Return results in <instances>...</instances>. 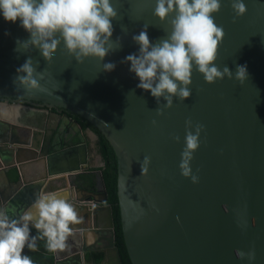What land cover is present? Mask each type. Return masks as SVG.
Segmentation results:
<instances>
[{
    "label": "water",
    "instance_id": "1",
    "mask_svg": "<svg viewBox=\"0 0 264 264\" xmlns=\"http://www.w3.org/2000/svg\"><path fill=\"white\" fill-rule=\"evenodd\" d=\"M111 2L119 13L112 39L115 43L122 37L121 47L104 61L86 58L83 64L63 43L51 64L39 50L19 48L17 41L29 39V33L19 21L8 22L0 13V206L18 215L37 195L50 193L52 182L95 174L83 129L71 117L77 116L115 152L121 226L132 264H264V0H244L247 12L235 22L231 0H221V11L213 14L225 32L216 65L234 74L237 65H246L248 80L240 84L225 77L209 84L194 71L192 96L183 102L174 98L163 115L155 111L158 103L151 92L137 87L130 62L122 61L138 54L132 36L145 25L153 43L166 36L170 25L154 15L155 0ZM29 57L39 61L38 71L47 69L40 81L47 93L28 92L16 80L17 69ZM108 62L115 70L103 71ZM21 110L64 111L74 131H58V144L53 141L43 155L46 137L35 145L40 130L27 126L26 139L19 133L25 127L19 122ZM189 118L205 126L192 161L198 184L183 177L179 168ZM173 134L180 136V143ZM145 156L151 157L146 176L140 167ZM98 174L102 192L71 183L53 191L85 218L73 226L77 231L66 253H54L55 264H88V257L98 255L100 264H123L113 209L102 172ZM89 182L96 188L95 180ZM253 246L254 261L237 258V249L247 252Z\"/></svg>",
    "mask_w": 264,
    "mask_h": 264
},
{
    "label": "clouds",
    "instance_id": "2",
    "mask_svg": "<svg viewBox=\"0 0 264 264\" xmlns=\"http://www.w3.org/2000/svg\"><path fill=\"white\" fill-rule=\"evenodd\" d=\"M231 6L235 14L233 22L247 12L244 0H231ZM221 9V0H155L154 15L161 22L167 21L170 31L155 43L149 38L147 25L132 36L139 52L128 55L122 62H130L129 70L139 79L137 87L150 91L156 98L158 115L173 107L174 98L183 102L192 96L194 71L201 73L209 84L225 77H234L240 84L248 80L246 65H237L235 74L227 66L221 70L216 65L225 32L215 23L213 14ZM0 13L8 22L19 21L29 33V39L17 41L19 48L26 52L32 48L39 50L49 64L61 43L81 64L86 58L104 61L121 47L122 37H117L115 43L112 39L113 21L119 19V13L111 0H0ZM122 31L126 33L127 29ZM115 67L114 63H104L103 71L111 72ZM38 68L39 61L29 57L17 69L16 80L28 92L47 93L48 89L40 83L47 69L38 71ZM162 100L166 103L161 104ZM152 123L155 125L156 121ZM185 125V147L179 168L183 177L198 184L200 178L193 172L192 161L201 146L205 126L190 118ZM172 139L180 143L181 138L173 134ZM150 165L151 157L145 156L140 162L141 175L148 174ZM84 222L78 209L56 192L40 193L18 215L15 209L0 206V264H33L24 250L26 247L36 250L38 240L45 241L49 252L65 251L69 238L77 231L73 226ZM32 228L37 235H32ZM235 254L241 260L256 259L254 246L247 252L237 249Z\"/></svg>",
    "mask_w": 264,
    "mask_h": 264
},
{
    "label": "flooded vegetation",
    "instance_id": "3",
    "mask_svg": "<svg viewBox=\"0 0 264 264\" xmlns=\"http://www.w3.org/2000/svg\"><path fill=\"white\" fill-rule=\"evenodd\" d=\"M33 108H37L39 110H42V108L39 106H33ZM66 115H67V113L64 111L51 110L49 113H45V112H37V111H33V110H21L19 122L22 126L24 125L25 127H23V129L21 131H19V133L24 139H26L30 136V131H29V129H27V126H31V127H34L35 129L40 130L39 133L35 134V140L37 143L35 145L38 147L39 142H41L45 136L47 148H45L42 151V154L47 155L49 153V148H50L51 144L53 143V141H54V144H58V141H59V135H57L58 131L64 132L65 130H68V129H71V131H74L73 125L71 123H66V120H65ZM71 117H73L75 119L74 116H71ZM60 122H64L61 129L59 127ZM87 131H89V130L88 129L85 131L83 130V133L87 139V144H88V142L90 143V140L88 138V134H87L88 132ZM65 142L69 143L70 141L65 140ZM74 143L77 144L78 141H75ZM94 144H95V150L97 152V156H99L104 162L103 156H102L101 151H100V139L97 138ZM88 147H89V145H88ZM57 148H58V146L56 145L55 149H57ZM89 153H90V150H89ZM98 172L99 171H95V173H98ZM92 176H93V181L95 180L97 182V185L95 186L96 188L90 186L89 181H87V180L85 181V180L81 179L80 176H78V177L72 178V180L70 182H68L66 179L54 181L50 184L47 191H50V192L57 191L59 189H63L64 187H66L68 183H71L72 186L76 185V186L86 188L88 190H95L97 192H102L104 190V188L101 185V178H100L99 174H93ZM87 182H89V183H87ZM61 253L65 254L66 250L62 251ZM53 255H54V253H53ZM99 259H100V257L98 255L95 257V259H93V257H88L87 261H88V264H100V261H98Z\"/></svg>",
    "mask_w": 264,
    "mask_h": 264
},
{
    "label": "trees",
    "instance_id": "4",
    "mask_svg": "<svg viewBox=\"0 0 264 264\" xmlns=\"http://www.w3.org/2000/svg\"><path fill=\"white\" fill-rule=\"evenodd\" d=\"M74 117L78 120L84 131L87 129H92L99 135L100 151L104 159V167L101 169V172L109 197L108 203L112 206L113 209L116 231V245L119 248L123 264H132L125 246L121 226L120 207L118 199V164L115 152L110 146L109 142L101 134H99V132L95 128H93L86 120L77 116ZM80 178L85 181H93L92 175H82L80 176ZM32 235H37L36 230L32 229ZM24 254L31 257L33 264H55L53 252H49L47 250L44 240L37 241V249L34 251H30L26 247L24 250ZM98 261H101V258Z\"/></svg>",
    "mask_w": 264,
    "mask_h": 264
},
{
    "label": "crops",
    "instance_id": "5",
    "mask_svg": "<svg viewBox=\"0 0 264 264\" xmlns=\"http://www.w3.org/2000/svg\"><path fill=\"white\" fill-rule=\"evenodd\" d=\"M88 133V138L90 140V143L88 142L89 145V150H90V167L92 171H101V169L104 167V162L103 160L97 156V152L95 150V141H96V137L94 136V134H92L90 131H87ZM98 174V173H95ZM93 239H90V244L93 243Z\"/></svg>",
    "mask_w": 264,
    "mask_h": 264
}]
</instances>
